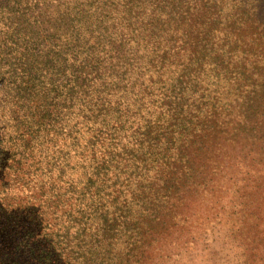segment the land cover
I'll list each match as a JSON object with an SVG mask.
<instances>
[{
    "label": "trees",
    "instance_id": "obj_1",
    "mask_svg": "<svg viewBox=\"0 0 264 264\" xmlns=\"http://www.w3.org/2000/svg\"><path fill=\"white\" fill-rule=\"evenodd\" d=\"M238 146L264 0H0V264H137Z\"/></svg>",
    "mask_w": 264,
    "mask_h": 264
},
{
    "label": "rangeland",
    "instance_id": "obj_2",
    "mask_svg": "<svg viewBox=\"0 0 264 264\" xmlns=\"http://www.w3.org/2000/svg\"><path fill=\"white\" fill-rule=\"evenodd\" d=\"M237 148L183 210L184 226L137 264H264V154Z\"/></svg>",
    "mask_w": 264,
    "mask_h": 264
}]
</instances>
